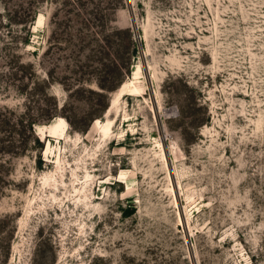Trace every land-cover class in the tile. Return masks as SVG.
I'll list each match as a JSON object with an SVG mask.
<instances>
[{
    "label": "rangeland",
    "instance_id": "obj_1",
    "mask_svg": "<svg viewBox=\"0 0 264 264\" xmlns=\"http://www.w3.org/2000/svg\"><path fill=\"white\" fill-rule=\"evenodd\" d=\"M0 264H264V0H0Z\"/></svg>",
    "mask_w": 264,
    "mask_h": 264
},
{
    "label": "bare ground",
    "instance_id": "obj_2",
    "mask_svg": "<svg viewBox=\"0 0 264 264\" xmlns=\"http://www.w3.org/2000/svg\"><path fill=\"white\" fill-rule=\"evenodd\" d=\"M117 102L118 101H116V103ZM103 130H104L105 134H108L111 131V123H108L107 125H105V127L103 128Z\"/></svg>",
    "mask_w": 264,
    "mask_h": 264
},
{
    "label": "trees",
    "instance_id": "obj_3",
    "mask_svg": "<svg viewBox=\"0 0 264 264\" xmlns=\"http://www.w3.org/2000/svg\"><path fill=\"white\" fill-rule=\"evenodd\" d=\"M57 103V102H56ZM57 107V106H56Z\"/></svg>",
    "mask_w": 264,
    "mask_h": 264
}]
</instances>
